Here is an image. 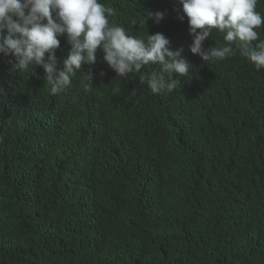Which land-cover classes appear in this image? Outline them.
I'll use <instances>...</instances> for the list:
<instances>
[{"label": "trees", "instance_id": "trees-1", "mask_svg": "<svg viewBox=\"0 0 264 264\" xmlns=\"http://www.w3.org/2000/svg\"><path fill=\"white\" fill-rule=\"evenodd\" d=\"M99 2L138 38L165 12L147 32L183 48L191 71L153 94L156 65L116 78L98 50L50 95L42 67L0 55V264H264V69L235 44L222 61L192 54L177 0Z\"/></svg>", "mask_w": 264, "mask_h": 264}, {"label": "clouds", "instance_id": "clouds-1", "mask_svg": "<svg viewBox=\"0 0 264 264\" xmlns=\"http://www.w3.org/2000/svg\"><path fill=\"white\" fill-rule=\"evenodd\" d=\"M177 3L183 12L178 19L183 21L186 17L188 21L192 54L205 62L222 61L235 55V44L258 71L264 69V40L258 31L264 25V15L257 11L258 0H177ZM165 14L147 13L142 21L145 39L110 21L115 15L113 8L99 0H0V55L13 56V67L19 71L42 67L50 95L64 92L72 78L84 70V65H95L98 50L116 78H127L156 65L151 70L148 87L153 94H167L180 80L173 75L188 76L192 64L182 56L183 48L170 47L165 35L148 34L147 20L159 24ZM131 23L137 25L135 19ZM213 30L223 33L227 43L205 48L204 42L210 40ZM58 37H64L70 46L67 58L62 60V69L56 56L60 46ZM143 79L141 76L142 82ZM85 80L92 82L91 68ZM81 84L85 92L91 91L87 83L81 81Z\"/></svg>", "mask_w": 264, "mask_h": 264}]
</instances>
